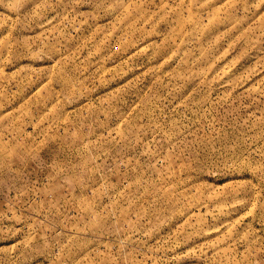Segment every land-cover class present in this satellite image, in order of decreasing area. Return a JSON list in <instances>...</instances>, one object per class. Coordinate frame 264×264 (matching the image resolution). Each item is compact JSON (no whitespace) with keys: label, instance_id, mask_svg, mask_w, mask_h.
<instances>
[{"label":"rangeland","instance_id":"1","mask_svg":"<svg viewBox=\"0 0 264 264\" xmlns=\"http://www.w3.org/2000/svg\"><path fill=\"white\" fill-rule=\"evenodd\" d=\"M0 264H264V0H0Z\"/></svg>","mask_w":264,"mask_h":264}]
</instances>
